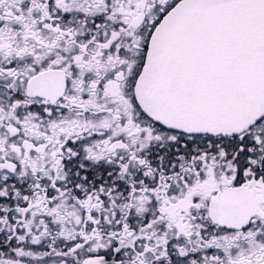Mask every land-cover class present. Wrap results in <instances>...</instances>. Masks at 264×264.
<instances>
[{"label": "snow or ice", "instance_id": "1", "mask_svg": "<svg viewBox=\"0 0 264 264\" xmlns=\"http://www.w3.org/2000/svg\"><path fill=\"white\" fill-rule=\"evenodd\" d=\"M0 264H264V0H0Z\"/></svg>", "mask_w": 264, "mask_h": 264}]
</instances>
